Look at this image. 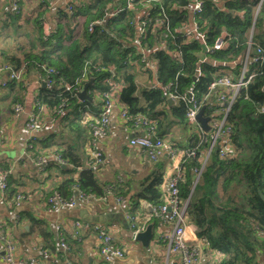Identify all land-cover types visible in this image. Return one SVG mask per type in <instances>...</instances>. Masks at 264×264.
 Masks as SVG:
<instances>
[{"label": "trees", "instance_id": "obj_1", "mask_svg": "<svg viewBox=\"0 0 264 264\" xmlns=\"http://www.w3.org/2000/svg\"><path fill=\"white\" fill-rule=\"evenodd\" d=\"M224 1L225 7H222L215 0H203L202 11L192 15L207 44H213L221 34L227 40L224 49L206 54L199 38L176 30L189 25L193 0H68L66 7H58L53 15L55 26L49 37L44 36L42 26L49 0H39L32 8L28 0H18L16 9L0 17V34L13 32V37L3 41L0 47V68L22 72L19 80L4 86L16 92L12 99L14 106L24 105L27 90L23 83L27 75H41L45 86L34 99L33 112L42 123L41 110H49L53 117L60 119L63 130L74 132L78 141L82 135L87 144L91 140L92 121L86 120L85 115L92 102L79 100L78 93L93 79L88 87L90 97L99 96L103 105V94L110 90V81H113L119 86L115 94L117 106L126 109L130 117L127 123L133 126L137 117L143 115L153 128L154 137L167 139L176 146L169 137L173 127L186 126V104L177 99L169 105L167 94L182 96L190 89L200 101L211 82L227 72L226 64L236 66V73H232L235 76L253 30L252 48L260 49L262 58L250 66L249 72L256 73V80L241 91L229 115L234 129L233 157L221 158L217 147L196 180L194 169L201 166L199 157L208 147L201 144L199 156L187 157L183 164L185 175L180 181V195L183 200L189 199L186 217L196 227L197 235L208 247L224 254L219 264H258L259 256H264V236L261 235L264 233V113L261 111L264 104V4L257 10L259 0ZM145 2L148 6L143 8ZM69 5L73 6L72 10L68 9ZM143 10L148 15L139 17ZM161 20L165 23L160 25L157 22ZM94 21L97 23L90 29ZM205 55L207 59L202 61ZM144 58L147 60L143 61ZM147 61L155 63V71L147 68ZM149 73L156 76L158 86L154 82L146 84L147 80H141L146 85L141 86L140 77ZM200 142L201 136L192 133L186 149L191 150ZM51 150L68 166L63 169L57 161L62 171L73 175L78 172L55 189L63 199H71L75 190L96 197L112 193L118 199L130 192V180L102 183L92 159L88 165L83 163L86 151L78 143H57L52 136L28 148L38 155ZM162 159L165 163L154 162L151 172L139 181L137 198L148 200L153 207L163 203L160 185L166 173V162L171 164L170 157ZM1 167L8 172L5 198L16 203L20 179ZM132 209L129 215L137 224L134 215L138 216V212ZM24 218L29 221L31 232L40 233L47 241L52 239L53 244L52 231L44 226L43 220L30 213ZM150 222L154 226L163 221L150 215Z\"/></svg>", "mask_w": 264, "mask_h": 264}, {"label": "crops", "instance_id": "obj_2", "mask_svg": "<svg viewBox=\"0 0 264 264\" xmlns=\"http://www.w3.org/2000/svg\"><path fill=\"white\" fill-rule=\"evenodd\" d=\"M215 1L218 6L225 7L224 0ZM13 3V0H0V17L5 12L14 9ZM27 3L32 8L39 3V0H28ZM49 3L46 20L53 28L55 26L53 15L58 7H66L67 1L54 0L53 3L50 1ZM192 19L191 14L188 25L190 28H192ZM2 34H0V47L3 46V41L13 37L12 31L7 35L6 33ZM226 66H228V71L231 69L236 73L235 65L226 64ZM151 73L153 72L151 71ZM151 73L140 77L141 86L145 85L141 80H147L146 84L150 82L156 84L157 78ZM8 75L9 72L3 70L2 79L7 78ZM43 83L41 75L37 73L27 75L23 83L27 90L23 105L24 111L19 115L15 113L12 102L16 92H10L0 84V170H2V165L9 169L11 174L18 177L21 183L18 190L26 195L23 202L16 204L13 200L5 198L0 187V253L2 254L4 251L6 238H10L14 243L16 260L36 258L44 264H102L103 257L99 252L100 239L96 230L93 229L94 226H98L106 229L123 250L124 256L114 258L112 264H181V253L171 251L168 243L160 238L161 233H169L172 230L170 223L159 222L154 225V237L147 246L133 237L129 218L132 208L138 212L139 217L132 214L136 217L137 224H146V226L152 224L148 221L154 205L148 200L138 199L137 194L139 181L151 172L154 162L143 153L140 147L130 144V139L139 131L124 120L121 115V106H116L110 115L108 134L97 137L95 148L103 153L105 160L101 166L93 168H95L99 180L104 184H110L120 179L130 180L132 183L130 192L120 199L112 193L102 197L88 195L80 198L75 190L76 204L74 207L69 208L58 204L52 206L49 203L48 196L55 191L60 183L73 174L66 170L62 171V168L57 166V158L52 150L47 154L38 155V153L28 151V148H32L34 142L52 136L57 143H78L81 148L85 147L86 154L83 163L88 165L90 164L92 146L90 141L87 144L84 135L78 141L74 138V132L63 130L60 119L53 117L51 112L45 108L40 112L42 128L30 130L27 127L29 115L35 108L34 99L40 92V88L44 87ZM89 101L92 102V106H88L89 111L86 113L85 119L92 121L96 115H99L102 105L99 96L94 99L91 97ZM173 102L176 101L173 100ZM190 135L191 133L185 126H180L173 127L169 138L177 147L187 148ZM163 157H170L165 150L162 154ZM162 158L160 160L165 163V159ZM199 158L201 160L204 157ZM168 162H166L164 180L160 185L163 202L167 192L165 179L170 173V163L168 164ZM62 167L63 169L68 168L66 165H62ZM77 174L78 172H75L73 176L75 177ZM134 201L136 202L134 203ZM27 213L45 222L44 226L52 231L53 244H51L52 239L49 238L50 241H47L40 233L31 232L29 221L24 218ZM76 221L83 224L80 234H77ZM187 230L191 237L196 235L197 238H200L196 233V227L188 219ZM62 242H65L69 249H65ZM200 252L199 264H219L225 257L220 250L211 249L203 244ZM258 262V264H264L263 255L259 256ZM0 264H5L1 256Z\"/></svg>", "mask_w": 264, "mask_h": 264}, {"label": "built area", "instance_id": "obj_3", "mask_svg": "<svg viewBox=\"0 0 264 264\" xmlns=\"http://www.w3.org/2000/svg\"><path fill=\"white\" fill-rule=\"evenodd\" d=\"M17 1L18 0H13V6L15 9L17 8ZM203 3V0H193L191 5V14L194 15L195 13L201 12L203 9ZM263 4L264 0H259L257 10H260ZM129 6L132 7V4ZM147 6L148 3H143V8H146ZM68 9L72 10L73 6L69 5ZM145 14L148 15V12L143 10L139 17ZM95 23H97V21L90 23V29ZM157 23L161 25L164 24L165 21L161 20ZM42 26L44 36L49 37L52 33V30L46 19H43ZM176 30L186 32V35L189 37L194 36L199 38V40H201L205 45L206 54H212L215 51H220L227 46V40L224 37V34L218 36L213 44H207L203 33L200 32L194 21H192V28H190L187 24L177 28ZM140 31L143 32V28H141ZM252 34L253 30H251L247 50L241 55L239 59L241 64L239 72L234 76L232 75L233 72L230 69L229 71L227 70V72L217 77L209 85V90L202 100H197V98L194 96V92L190 89H187L185 94L182 96H177L174 93L167 94V97L174 101L181 99L185 102V128L191 133V135L192 133H195L201 136V142L198 146L188 150L185 147L174 146L167 139L154 137L153 128L148 126V119L143 115H139L134 121L133 126L138 129L139 133L130 139V144L142 148L146 152V155L153 162L159 160V158L164 153V150L168 152L171 158L170 173L165 179L167 184V192L165 194L164 202L159 206L153 207L150 215L158 217L162 219L163 222H167L172 225V230L169 233H161L160 238L168 243L169 249L171 251L181 253V264H199L202 244L207 245L204 239L197 238L196 235L191 237V234L187 230L186 208L189 199L183 200L180 195V181L185 175V168L183 164L186 162L187 157L196 158L199 156V148L201 144H208L206 151L200 156L204 157L201 159V166L194 169V172L197 174L196 180H198L211 153L217 147H219L218 151L221 158L226 160L233 157L234 150L232 139L234 129L229 121V115L241 91L256 80V73L249 72L250 66L262 58V56H260L262 53L261 50L258 49L255 51L252 48ZM137 44H140V42L137 41ZM206 59L207 56L205 55L201 60L204 61ZM145 60L147 59L144 58L143 61ZM147 68L155 71V63L147 61ZM3 70L9 72L8 77L5 79H2ZM197 75H199V73ZM21 77V71H14L9 67H5L3 69L0 68V84L3 87L12 80H19ZM110 85V90L103 94L104 103L98 118L92 120L90 124V144L92 146L91 159L92 166L96 167L101 166L105 160L103 153L95 148L97 137L108 134L110 115L113 109L117 106L115 94L117 93L119 86L113 81H110ZM154 85L158 86L157 83ZM203 107L205 109L204 116L209 117V131L205 130L197 117L198 113ZM14 110L15 113L19 115L24 111V106L20 103L15 104ZM261 111L264 113V104L261 108ZM121 115L126 122L129 121L130 117L126 109L121 110ZM27 127L30 130H39L42 128V123L39 121L38 115L34 112L29 115ZM57 161L61 165H66L65 161L59 156L57 157ZM0 174V187L4 194L5 188L7 186L8 172L0 170ZM77 193V196L80 198L88 196L86 193L79 190H77ZM24 199L25 195L21 193L17 194L15 197L17 204L22 202ZM48 201L52 206L58 204L60 206L69 208L74 207L76 204L75 196L69 200H65L57 192H54L52 195H50L48 197ZM129 218L131 220V226L133 229V237L136 238L137 234L145 230L146 224H136L133 217ZM75 227L77 234H80L83 224L80 221H76ZM93 229L96 230L98 238L100 239L99 252L103 257L102 264H112L114 258L124 256L122 248L113 240L111 234L106 229L98 226H94ZM261 233L260 234L264 236V233ZM61 244L65 249H69L65 242H62ZM0 256L5 264H44L36 258L16 260L14 257V243L10 238H6L4 251L2 254L0 253Z\"/></svg>", "mask_w": 264, "mask_h": 264}, {"label": "water", "instance_id": "obj_4", "mask_svg": "<svg viewBox=\"0 0 264 264\" xmlns=\"http://www.w3.org/2000/svg\"><path fill=\"white\" fill-rule=\"evenodd\" d=\"M50 2H54V0H49ZM93 79H91L89 82H87L83 89L78 93V98L83 101V100H91V97L89 96L88 93V87L92 84ZM43 86H45V83L42 84ZM169 104H173V100L171 98L167 99ZM204 107L200 110V112L198 113V120L200 121V123L202 124V126L205 128V130L209 131L210 127L208 124L209 121V117L204 116ZM65 167V166H64ZM193 192V191H192ZM154 237V233H153V225L149 224L146 226L145 230L140 232L139 234H137L136 236V240L140 241L143 245L147 246L151 239ZM91 262V261H90Z\"/></svg>", "mask_w": 264, "mask_h": 264}]
</instances>
